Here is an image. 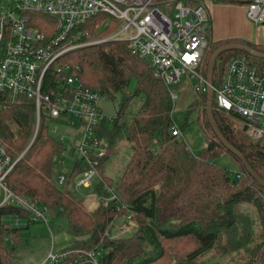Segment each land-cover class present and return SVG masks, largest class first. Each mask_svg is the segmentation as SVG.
<instances>
[{
    "label": "trees",
    "instance_id": "16d2710c",
    "mask_svg": "<svg viewBox=\"0 0 264 264\" xmlns=\"http://www.w3.org/2000/svg\"><path fill=\"white\" fill-rule=\"evenodd\" d=\"M214 1L247 4L236 0ZM30 13L31 24L49 38L56 28L55 19L40 12ZM96 21H88L85 26L93 31ZM111 29L101 34L106 35ZM208 37L206 69L215 50L212 51L211 45L218 48L234 42H215ZM242 42L264 51L262 46ZM242 53L247 52L234 49L223 52L215 64L213 81L221 77L226 56ZM64 58L78 67L82 84L99 90L110 100L121 98L113 122L105 120L97 130L98 136L107 139L110 148L100 161L101 179L95 188L99 194L109 197L112 192L105 185L110 186L115 197L109 203L101 199L98 209L87 207L84 197L70 188L71 178L84 168L81 160L74 163L68 174L67 188L60 187L58 179L54 182L55 157L67 151L66 141L60 139L59 132L51 133L46 124L48 117L44 116L40 131L30 144L37 119L34 101L21 97L10 101L0 92V138L14 158L27 150L8 178L10 188L42 207L47 206L54 215L68 218V231L73 238L70 246L56 260L44 264H78L80 256L87 260L85 264H95L87 256L89 252L96 253L98 264H117L119 260L123 264H159L168 255L165 241L180 240L195 243L194 249L185 254L183 264H190L210 250H218L223 255L240 251L243 264H264V186L217 137L208 119L206 94L200 96L205 103L206 126H202L207 140L201 153L196 155L182 136L172 133L174 100L169 87L148 62L130 51L127 42L102 41L69 51ZM132 82L136 83L133 90ZM132 102L140 103L137 110ZM212 110L225 138L264 179V138L255 141L245 130L238 129L231 116L227 117L217 108L215 101ZM199 122L203 124L200 115ZM122 139L131 145L132 157L114 179L107 173V164L120 152L114 146ZM224 153L234 157L238 171L230 172L214 163V158ZM7 215L30 219L29 213L15 205L0 207V264H21L9 244L11 238L16 240L20 227L7 222L4 218ZM130 216L139 218L142 224L136 236L123 242L121 238L112 239L111 231L117 219ZM102 248L104 251L99 252Z\"/></svg>",
    "mask_w": 264,
    "mask_h": 264
},
{
    "label": "built area",
    "instance_id": "2783aa9c",
    "mask_svg": "<svg viewBox=\"0 0 264 264\" xmlns=\"http://www.w3.org/2000/svg\"><path fill=\"white\" fill-rule=\"evenodd\" d=\"M246 7L247 18L255 25H264V0H253ZM30 12L55 19L56 28L49 38L31 24ZM94 19L91 31L85 23ZM108 28L111 31L102 35ZM211 28L210 8L201 0H0V92L10 101L20 97L34 101L38 126L47 116L58 120L56 123L82 129L79 144L70 152H77L76 161L84 164L79 174L84 173L85 178L79 185L90 187L101 179L98 167L109 147L97 130L105 120L112 123L114 116L101 107V101L108 98L82 84L80 70L64 55L102 41L127 42L133 54L154 68L175 101L179 96L173 86L185 76L191 78L198 94L207 93L205 59ZM252 57L247 53L231 55L212 88L217 108L237 119L246 134L259 141L264 138V58ZM54 129V133L59 132L57 125ZM172 133L182 136L175 125ZM66 138L60 135L62 141ZM24 154L12 157L0 138V207L18 206L32 220L49 224L47 206L19 195L8 184ZM60 162L67 166L65 159ZM57 179L65 184L68 174L61 172ZM105 186L112 192L105 198L109 203L115 195ZM95 254L87 256L98 264ZM59 256L52 255V260ZM85 261L84 256L77 258L78 264Z\"/></svg>",
    "mask_w": 264,
    "mask_h": 264
},
{
    "label": "rangeland",
    "instance_id": "374dc122",
    "mask_svg": "<svg viewBox=\"0 0 264 264\" xmlns=\"http://www.w3.org/2000/svg\"><path fill=\"white\" fill-rule=\"evenodd\" d=\"M197 1V0H194ZM202 2L207 3L208 6L214 2V0H201ZM218 45H211V49H217ZM86 47V46H85ZM229 56H226L224 60L227 62ZM220 57L218 58L216 65L219 61ZM226 62L224 64H226ZM223 64V66H225ZM136 86L135 82H132L131 89L133 90ZM173 89L177 91L178 98L174 101L173 107V125L178 126L182 130V138L185 140L187 146L191 149V151L199 155L203 148L206 145V138L204 134L203 126H206V110H205V103L203 102L204 98L200 96L196 92L193 86V81L188 76H185L181 83L176 84L173 86ZM121 98H117L115 100L103 99L101 101V107L107 115L116 116L117 111L119 110V100ZM215 99V97H214ZM195 101H199L196 108H193L189 111L192 107V104ZM140 104V103H139ZM139 104L136 102H132V107L136 110L139 108ZM224 115L230 117V114L222 111ZM199 115L201 116V120L203 124L200 125L199 122ZM37 116V115H36ZM234 121V124L237 125V128L242 129L241 125L236 121V119L231 117ZM58 120H46V124H48L49 129H51V133H54V128L57 125L59 129V133L61 135L66 136V143H67V151L61 155H56V159L54 162V169H53V181L57 183V176L58 173L66 172L67 174L70 173L73 165L76 161V157H78L77 152H70V148L77 146L79 144V140L82 134V129H77L74 127H68L65 124L60 122L56 123ZM203 125V126H202ZM37 119L35 120L34 124V134L30 139V144L33 143L34 139L37 137L39 133V128ZM110 131L113 130L112 124H109ZM107 140V139H106ZM110 148V147H109ZM115 150H119L117 156L112 158L111 161L107 164V173L114 179L117 178V175L121 172L124 166L129 163L132 156L131 145L125 139L117 141L114 146ZM25 150L23 153H26ZM74 156L75 158L71 157ZM66 160L67 166H63L60 160ZM214 163L218 164L219 166L227 168L230 172L238 171L239 167L234 159V157L229 153H224L221 155L216 156L214 158ZM85 178V174L81 173L74 177H72L70 188L75 189L76 186L79 187L78 193L81 196L86 195H93L95 194V186L85 187L79 185L81 181ZM67 184H60V187L67 188ZM2 198V194L0 192V200ZM95 200L98 202V207L101 205V199L105 200L103 193L99 194L96 192V196L94 197ZM96 202V203H97ZM95 208V209H98ZM91 208L90 210H95ZM48 216L50 217L49 224L45 221L39 222L34 221L31 218L27 219L24 217H18L16 215H7L4 216L5 220L12 224V226L20 227L19 234L16 237V240L13 241L9 240V244H11L13 251V255L17 261L21 264H44L45 262L52 261V255L59 256L70 246V239H68V218L65 215L57 214L54 215L52 211L49 210ZM31 220V221H30ZM142 225L139 218L138 220L131 217L129 221L127 217L118 218L116 221L115 226L112 228L111 231V238H121V242L123 240L130 239L131 237H135L136 233L138 232L139 226ZM58 232H62V242L58 239ZM130 244V243H129ZM166 251L168 255L166 256L163 261L159 264H183L182 260L185 257V254L188 251H191L195 247V243L192 244L191 242L187 241H176L174 242H167L165 241ZM147 248L146 246H143ZM104 251L100 250L99 252ZM108 251V250H106ZM218 250H210L205 252L203 255L198 257L196 260L190 262V264H243L242 256L243 253L233 252L232 254H218ZM93 261V259H91ZM86 262V261H85ZM94 262V261H93ZM117 264H123L122 261H117ZM187 264V263H185Z\"/></svg>",
    "mask_w": 264,
    "mask_h": 264
},
{
    "label": "crops",
    "instance_id": "0c3cea01",
    "mask_svg": "<svg viewBox=\"0 0 264 264\" xmlns=\"http://www.w3.org/2000/svg\"><path fill=\"white\" fill-rule=\"evenodd\" d=\"M208 8H210L212 23L209 36L215 42L231 40L240 43L243 40L264 48V25H255L247 18L246 4L216 3L214 1ZM71 157L74 158L72 155ZM93 185L95 186V184ZM96 192L95 188V194L84 196L85 204L89 209L98 207V202L94 201ZM68 234V239L71 241L73 239L72 235L69 232ZM57 236L59 241L62 242V232H58Z\"/></svg>",
    "mask_w": 264,
    "mask_h": 264
},
{
    "label": "water",
    "instance_id": "95a60500",
    "mask_svg": "<svg viewBox=\"0 0 264 264\" xmlns=\"http://www.w3.org/2000/svg\"><path fill=\"white\" fill-rule=\"evenodd\" d=\"M238 2H243V3H249L253 0H236ZM228 49H234V50H240V51H245L249 53L250 55L254 57H259V58H264V51L261 50H256L252 46H250L247 43H239V42H228L225 45H222L215 49L213 51V54L209 60L208 63V71H207V80L209 81V86L208 90L206 93L207 96V104H206V110H207V115L208 119L210 122V125H212V128L214 132L216 133L217 137L222 141V143L225 145L227 150L231 151L234 153L239 159L242 160L244 167H246L247 171L258 181L264 186V179L259 175L253 167L250 166L248 160L243 157V155L239 152V150L231 143L228 141V139L225 138L224 134L222 133L219 125L216 123V120L213 115V103H214V95H213V76H214V71H215V64L217 62L218 57L225 51H228Z\"/></svg>",
    "mask_w": 264,
    "mask_h": 264
}]
</instances>
